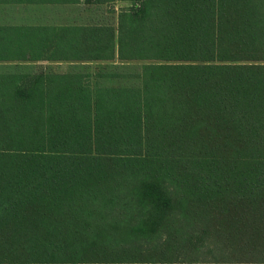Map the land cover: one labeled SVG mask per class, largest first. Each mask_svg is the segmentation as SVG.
<instances>
[{
    "label": "trees",
    "instance_id": "obj_1",
    "mask_svg": "<svg viewBox=\"0 0 264 264\" xmlns=\"http://www.w3.org/2000/svg\"><path fill=\"white\" fill-rule=\"evenodd\" d=\"M82 1L0 0L53 9L0 62L160 63L0 68V264H264V0Z\"/></svg>",
    "mask_w": 264,
    "mask_h": 264
},
{
    "label": "crops",
    "instance_id": "obj_2",
    "mask_svg": "<svg viewBox=\"0 0 264 264\" xmlns=\"http://www.w3.org/2000/svg\"><path fill=\"white\" fill-rule=\"evenodd\" d=\"M82 4L84 1H82ZM121 1H116L115 4ZM81 5V4H80ZM58 8V14L54 15L53 17L49 14V26L57 28L62 27H78L76 24H72L71 21L67 19L68 15L67 12L74 10L75 6H64V5H58L56 6ZM80 7V6H79ZM0 9L5 12L0 13V26H26L31 27L35 26L40 27V20L35 17V20H30L27 17L29 16H37L40 12H45L50 9H47L40 5H20L18 6L17 12L12 10V7L9 10V6L7 5H1ZM53 10V9H52ZM117 10V9H116ZM15 11V12H14ZM14 14V16L20 18V20L17 21H10L9 15ZM60 17L61 19H59ZM56 18V19H55ZM27 19V20H26ZM33 21V22H32ZM36 21V22H35ZM82 20H80L81 22ZM82 26L83 24H79ZM79 55V54H78ZM78 55H66L64 57H61L59 55H50V56H43L41 58L36 59H30V58H22L19 57L20 60H16L15 58L8 60V61H2L0 62V68L7 69H18L19 71L24 70L26 73L24 74H30V75H37L41 73H47L51 76H68V75H75V74H86L89 73L91 75H94V71L102 70L103 67L107 66L105 62H99V61H92L83 59L82 56ZM118 55L115 54V60L110 65H115L117 62Z\"/></svg>",
    "mask_w": 264,
    "mask_h": 264
},
{
    "label": "rangeland",
    "instance_id": "obj_3",
    "mask_svg": "<svg viewBox=\"0 0 264 264\" xmlns=\"http://www.w3.org/2000/svg\"><path fill=\"white\" fill-rule=\"evenodd\" d=\"M137 3V2H136ZM85 6H80L79 8L81 9H84ZM133 7V3L129 2V1H126V2H118L117 4H108L107 6H104L103 9H99L98 11H91L90 12V15L96 19H99V21H102L103 19H106V22H109L111 21L112 23L114 24H117L116 26H118V21L116 19V17L118 16L119 12L123 9V10H128V9H132ZM117 9V10H116ZM116 11V14L113 13V11ZM98 13H100L98 15ZM77 14H72V17H75ZM99 16V18H97L96 16ZM35 17L39 20H41V18L44 19V16H43V12H40L37 16L33 15V16H30L28 17L30 20H35ZM88 17V13H85L81 18L79 19H83V18H87ZM9 20L10 21H19L20 18L14 16V14H10L9 15ZM59 19H61L60 17H58ZM54 19V17H53ZM56 19V18H55ZM114 19V21H113ZM81 22H87L86 20H82ZM118 55L117 53V50H116V56ZM160 62H154V61H141V62H120V60L117 58V62H116V66H121V65H128L130 67H134L136 68V70L138 71V69L142 66V65H146V64H158ZM111 63H107L106 65H110ZM106 67V66H105ZM8 70V68H7ZM5 69V71H7ZM19 72H22V73H26L24 70L22 71H19ZM38 75V74H37ZM36 75V76H37ZM26 81H31V78H28ZM27 83V82H26ZM156 245L155 242L152 243V246Z\"/></svg>",
    "mask_w": 264,
    "mask_h": 264
}]
</instances>
